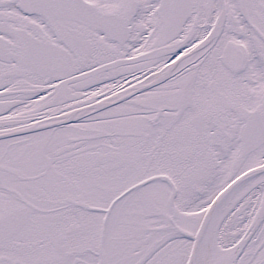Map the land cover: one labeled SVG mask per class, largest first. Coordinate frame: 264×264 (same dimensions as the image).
Returning <instances> with one entry per match:
<instances>
[{"label":"snow or ice","instance_id":"snow-or-ice-1","mask_svg":"<svg viewBox=\"0 0 264 264\" xmlns=\"http://www.w3.org/2000/svg\"><path fill=\"white\" fill-rule=\"evenodd\" d=\"M0 264H264V0H0Z\"/></svg>","mask_w":264,"mask_h":264}]
</instances>
